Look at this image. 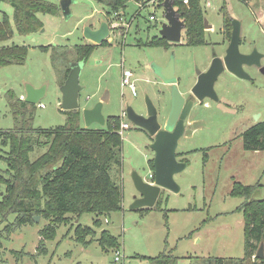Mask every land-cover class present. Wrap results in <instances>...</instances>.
Wrapping results in <instances>:
<instances>
[{"label": "rangeland", "instance_id": "rangeland-1", "mask_svg": "<svg viewBox=\"0 0 264 264\" xmlns=\"http://www.w3.org/2000/svg\"><path fill=\"white\" fill-rule=\"evenodd\" d=\"M38 1L49 5L51 11L35 13L39 28L26 34L17 32L13 8L6 1L0 2V21L5 19L12 30L9 38L0 41V48L15 45L26 49L23 64L0 67V132L25 125L13 117L7 93L24 99L28 85L45 86L46 90L26 126L44 130L66 123L67 116L60 107V86L64 70L74 61L76 46L93 45L79 76L83 87L79 125L89 129L104 128L97 123L86 126L83 120L82 111L97 102H102L105 118L121 117L127 106L145 114L148 97L164 118L170 91L150 66L165 65L173 53L176 86L184 94L195 84L197 72L210 66L213 53L224 55L231 18L240 22V52L256 50L262 57L260 67L244 66L249 79L224 71L214 84L218 101L205 99L194 107L190 126L176 149L187 165L174 176L180 190L163 191L159 196L161 207L130 209L138 197L131 175L136 172L148 179L154 153L148 136L129 122L130 128L122 134L120 166L114 165L110 172L121 189L122 209L101 218L100 228L93 227L95 216L91 213L78 219L68 215V222L56 228L54 237L44 241L41 250L39 232L50 221L37 216V222L11 230L6 229L14 221V215H10L0 221V264H151L149 258L166 252L178 258L177 264H206L208 257L243 258V215L236 208L244 199L231 196L230 191L234 183L259 184L252 198L264 200V151L245 150L241 137L248 128L264 122V0H200L206 40L202 46L185 45L184 30L180 43L148 45L159 37L165 23L164 9L156 0L129 1L113 20L118 27L110 30L100 45L86 40L83 31L107 21L103 5L93 0H68L69 15L65 16L60 7L62 0ZM150 15L155 19L150 20ZM123 70L132 73L126 81L134 84L135 94L122 85ZM41 150L32 152L31 159ZM4 169L6 164L0 160V170ZM4 189L0 183V197ZM77 225L93 228L94 235L85 238L88 243L75 240ZM102 230L117 238L118 247L102 249L97 241ZM116 251L119 261L114 259Z\"/></svg>", "mask_w": 264, "mask_h": 264}, {"label": "trees", "instance_id": "trees-1", "mask_svg": "<svg viewBox=\"0 0 264 264\" xmlns=\"http://www.w3.org/2000/svg\"><path fill=\"white\" fill-rule=\"evenodd\" d=\"M6 1L14 11L13 19L19 34H26L39 28L35 18L37 12H50L51 7L38 0H0ZM106 8V17L120 14L131 0H93ZM138 1V0H135ZM162 7L164 0H156ZM246 2V0H243ZM173 7L184 23L183 40L187 46L206 45L204 35V12L200 0H171ZM231 30V20L228 22ZM12 30L6 20L0 21V41L10 37ZM230 37V31L228 32ZM103 43V42H102ZM169 42L158 37L147 44L166 46ZM93 45H80L75 48L74 61L86 62ZM26 49L23 46L0 48V67L9 64H23ZM70 66L64 70V81ZM63 81V83H64ZM62 83V84H63ZM7 104L13 117L23 122L22 127L13 131L0 132V160L6 169L0 170V183L5 185L0 197V221L14 215V221L6 229H16L28 223H35L40 216L50 224L39 232L38 249L54 237L56 228L67 223L69 216L78 219L82 214L95 216L93 227L102 226L101 218H108L112 212L122 209V193L110 172L114 165L120 166L122 137L118 130L119 116L106 117L104 128L89 129L80 127V111H62L67 120L64 125L51 129L33 130L26 126L36 105L7 93ZM27 120V121H26ZM243 148L249 151H264V122L256 123L242 135ZM7 147V150H3ZM43 149L31 159L32 152ZM204 161L207 155L204 154ZM153 171L152 160L149 161ZM254 185L234 183L230 195L244 199L236 208L243 215L244 257H208L206 264H264V258L254 257L264 238V200L252 198ZM159 198L153 208L161 207ZM152 208L139 209L148 211ZM94 235L89 226L77 225L74 236L77 242L85 243V238ZM102 249L118 247V240L108 231L102 230L97 239ZM88 243V242H86ZM151 264H177L178 258L171 253H162L149 258Z\"/></svg>", "mask_w": 264, "mask_h": 264}, {"label": "water", "instance_id": "water-1", "mask_svg": "<svg viewBox=\"0 0 264 264\" xmlns=\"http://www.w3.org/2000/svg\"><path fill=\"white\" fill-rule=\"evenodd\" d=\"M68 0H62L61 10L65 16L69 15ZM165 23L161 25L158 32L159 37L172 44L180 43L184 23L180 19L172 5L171 0H164L163 5ZM240 22L231 18V33L229 43L223 56L213 53L210 66L203 72H197L195 84L184 94L177 89V81L174 78V55L170 56L168 62L161 66L152 64L150 68L163 84L167 85L170 91V105L166 116L163 118L157 107L146 97L145 114H138L130 106L125 108L126 120L136 129L144 132L149 140V148L153 151V184L145 182L136 172L131 175L133 185L138 193L130 206L131 210L143 208H153L163 191L178 193L180 187L174 180V176L182 172L187 166L185 162L177 159L176 149L180 138L190 126L189 116L198 102L205 99L218 101V96L214 90V84L218 77L228 71L230 74L240 79H249L244 71V66L260 67L261 55L256 50L249 54L240 52ZM83 35L86 40L100 45L109 35L107 21L100 22L98 28L85 27ZM83 62H71L70 71L60 86L62 111L79 109V95L83 87L79 84L81 64ZM45 86L33 88L27 86L24 101L38 105L41 98L45 95ZM189 96L186 97V95ZM83 120L86 126L91 123L105 125L106 118L102 114V102H97L92 108L82 111ZM38 221V217H34ZM256 258H264L263 246L261 245L255 255Z\"/></svg>", "mask_w": 264, "mask_h": 264}, {"label": "built area", "instance_id": "built-area-1", "mask_svg": "<svg viewBox=\"0 0 264 264\" xmlns=\"http://www.w3.org/2000/svg\"><path fill=\"white\" fill-rule=\"evenodd\" d=\"M187 0H184V3H186ZM141 6V5H140ZM118 14L117 13H114L112 16L110 17H107V23H108V26H109V32L110 30H115L118 25L116 24V22H114V18L117 16ZM150 20H154L155 17L153 15H150L149 17ZM122 21L124 23V20L122 18ZM127 25V24H126ZM126 28V26H125ZM122 76H123V82H122V85L123 86H127L131 92L133 94H135V86L133 83L131 82H127L126 80H128L131 76H132V73L129 71V70H123L122 72ZM120 126H119V130H118V133L119 135L122 137V134L125 130L129 129L130 126H129V122L126 120V113L125 111L122 112V115L120 117ZM153 179H154V175H153V171H150L149 174H148V179H143L145 182H148L150 184H153ZM120 254L118 251L115 252V261H119L120 260Z\"/></svg>", "mask_w": 264, "mask_h": 264}, {"label": "flooded vegetation", "instance_id": "flooded-vegetation-1", "mask_svg": "<svg viewBox=\"0 0 264 264\" xmlns=\"http://www.w3.org/2000/svg\"><path fill=\"white\" fill-rule=\"evenodd\" d=\"M177 87V86H176ZM190 91V90H189ZM187 96H189V94H187L186 95V97ZM204 103V100L202 101V102H200V103H196L195 105H201V104H203ZM177 159L179 160V161H183V159H182V156H180L179 154H177ZM263 246V244H262V242L260 243V245H259V247L257 248V250H256V254H257V251H258V249L260 248V246ZM263 253H264V246H263ZM255 257V256H254Z\"/></svg>", "mask_w": 264, "mask_h": 264}, {"label": "crops", "instance_id": "crops-1", "mask_svg": "<svg viewBox=\"0 0 264 264\" xmlns=\"http://www.w3.org/2000/svg\"><path fill=\"white\" fill-rule=\"evenodd\" d=\"M137 2H139V0Z\"/></svg>", "mask_w": 264, "mask_h": 264}]
</instances>
